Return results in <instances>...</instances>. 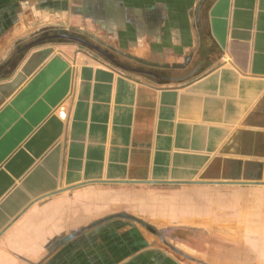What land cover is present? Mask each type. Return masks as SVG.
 <instances>
[{"label":"crops","instance_id":"0c3cea01","mask_svg":"<svg viewBox=\"0 0 264 264\" xmlns=\"http://www.w3.org/2000/svg\"><path fill=\"white\" fill-rule=\"evenodd\" d=\"M88 5L0 59V264H264V0Z\"/></svg>","mask_w":264,"mask_h":264},{"label":"rangeland","instance_id":"374dc122","mask_svg":"<svg viewBox=\"0 0 264 264\" xmlns=\"http://www.w3.org/2000/svg\"><path fill=\"white\" fill-rule=\"evenodd\" d=\"M72 2L75 5L69 7L66 5L67 0H57L56 2L51 0H0V59L5 58L7 68L20 63L21 59L34 46L55 47L59 42L71 43L77 48L106 57L80 42L47 39L48 36L55 34L62 35L61 37L73 35L93 43L111 56L112 53H116L85 31V28H89V24H85L87 19L83 20L78 15L81 13L93 14L88 0H72ZM78 4L82 6H78ZM69 17L73 18L72 22L74 23L68 21ZM44 27L46 28L40 31V28ZM21 48L25 50L22 55L17 56L16 52ZM6 74H8V70L0 68V75Z\"/></svg>","mask_w":264,"mask_h":264},{"label":"flooded vegetation","instance_id":"af4514ba","mask_svg":"<svg viewBox=\"0 0 264 264\" xmlns=\"http://www.w3.org/2000/svg\"><path fill=\"white\" fill-rule=\"evenodd\" d=\"M62 35H53V36H48L47 39L53 41V40H72L74 42H80L81 44L88 46L90 48H92L93 50L103 54V55H108V57H111V55L106 54L103 50H101L99 47H97L96 45H94L93 43H90L89 41H86L85 39L73 36V35H63V37H61Z\"/></svg>","mask_w":264,"mask_h":264},{"label":"water","instance_id":"95a60500","mask_svg":"<svg viewBox=\"0 0 264 264\" xmlns=\"http://www.w3.org/2000/svg\"><path fill=\"white\" fill-rule=\"evenodd\" d=\"M20 77H21V76H20ZM20 77H19V78H17L16 80H14V83H15V82H17L18 80H20Z\"/></svg>","mask_w":264,"mask_h":264},{"label":"built area","instance_id":"2783aa9c","mask_svg":"<svg viewBox=\"0 0 264 264\" xmlns=\"http://www.w3.org/2000/svg\"><path fill=\"white\" fill-rule=\"evenodd\" d=\"M60 114H61V116H62V117H64V116H65L63 112H60Z\"/></svg>","mask_w":264,"mask_h":264}]
</instances>
